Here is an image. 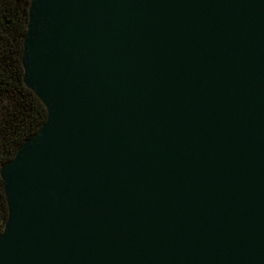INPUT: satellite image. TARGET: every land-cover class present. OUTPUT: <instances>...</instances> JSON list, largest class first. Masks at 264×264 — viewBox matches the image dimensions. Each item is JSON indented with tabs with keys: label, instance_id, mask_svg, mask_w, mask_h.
Returning <instances> with one entry per match:
<instances>
[{
	"label": "water",
	"instance_id": "1",
	"mask_svg": "<svg viewBox=\"0 0 264 264\" xmlns=\"http://www.w3.org/2000/svg\"><path fill=\"white\" fill-rule=\"evenodd\" d=\"M22 63L0 264H264V0H31Z\"/></svg>",
	"mask_w": 264,
	"mask_h": 264
},
{
	"label": "trees",
	"instance_id": "2",
	"mask_svg": "<svg viewBox=\"0 0 264 264\" xmlns=\"http://www.w3.org/2000/svg\"><path fill=\"white\" fill-rule=\"evenodd\" d=\"M31 0H0V235L8 217L2 166L47 119L45 104L24 82L22 55Z\"/></svg>",
	"mask_w": 264,
	"mask_h": 264
}]
</instances>
